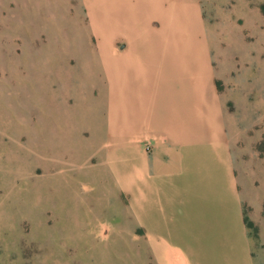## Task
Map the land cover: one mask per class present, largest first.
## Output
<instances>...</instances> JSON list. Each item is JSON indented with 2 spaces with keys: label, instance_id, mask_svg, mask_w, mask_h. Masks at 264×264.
Returning <instances> with one entry per match:
<instances>
[{
  "label": "rangeland",
  "instance_id": "obj_1",
  "mask_svg": "<svg viewBox=\"0 0 264 264\" xmlns=\"http://www.w3.org/2000/svg\"><path fill=\"white\" fill-rule=\"evenodd\" d=\"M115 1L0 0V264H189L139 217L137 165L154 147L125 138L120 76L111 93L106 49L125 50L109 34ZM194 2L252 259L264 264V0ZM191 31L184 73L149 78L160 90L128 84L131 131L141 114L160 120L199 101L197 19Z\"/></svg>",
  "mask_w": 264,
  "mask_h": 264
},
{
  "label": "crops",
  "instance_id": "obj_2",
  "mask_svg": "<svg viewBox=\"0 0 264 264\" xmlns=\"http://www.w3.org/2000/svg\"><path fill=\"white\" fill-rule=\"evenodd\" d=\"M108 10L112 19L109 34L119 31L125 46L119 53L107 48L105 56L111 93L119 92L113 85L114 76H120L123 83L120 106L126 118L125 138L151 142L154 147L137 165L140 219L143 215L152 235L168 238L189 264H254L234 158L210 84L208 37L194 0H117ZM194 19L201 24L205 45L199 101L191 98L188 112L182 108L179 114L175 108L174 115L160 120L141 114L131 131L129 121L135 116L129 108L127 90L132 88L128 84L147 85L151 77L170 74L173 65L184 73ZM146 43L150 49H144ZM155 45H162L161 54ZM151 83V89L162 88Z\"/></svg>",
  "mask_w": 264,
  "mask_h": 264
},
{
  "label": "built area",
  "instance_id": "obj_3",
  "mask_svg": "<svg viewBox=\"0 0 264 264\" xmlns=\"http://www.w3.org/2000/svg\"><path fill=\"white\" fill-rule=\"evenodd\" d=\"M146 149H147V151H151V147L150 146H147Z\"/></svg>",
  "mask_w": 264,
  "mask_h": 264
}]
</instances>
